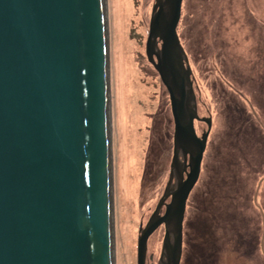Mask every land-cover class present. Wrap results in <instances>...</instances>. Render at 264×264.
Instances as JSON below:
<instances>
[{
    "label": "water",
    "instance_id": "obj_1",
    "mask_svg": "<svg viewBox=\"0 0 264 264\" xmlns=\"http://www.w3.org/2000/svg\"><path fill=\"white\" fill-rule=\"evenodd\" d=\"M183 1L156 0L150 21L146 54L169 92L174 154L137 264L161 226V263L181 264L213 124L178 32ZM0 264H116L107 0H0Z\"/></svg>",
    "mask_w": 264,
    "mask_h": 264
},
{
    "label": "rangeland",
    "instance_id": "obj_2",
    "mask_svg": "<svg viewBox=\"0 0 264 264\" xmlns=\"http://www.w3.org/2000/svg\"><path fill=\"white\" fill-rule=\"evenodd\" d=\"M155 1L107 0L116 264H137L174 154L169 92L146 54ZM178 32L213 121L181 264H264V0H184ZM164 236H150L146 264H162Z\"/></svg>",
    "mask_w": 264,
    "mask_h": 264
},
{
    "label": "flooded vegetation",
    "instance_id": "obj_3",
    "mask_svg": "<svg viewBox=\"0 0 264 264\" xmlns=\"http://www.w3.org/2000/svg\"><path fill=\"white\" fill-rule=\"evenodd\" d=\"M199 122L205 123V122H203V121H199ZM201 136H203V134H202Z\"/></svg>",
    "mask_w": 264,
    "mask_h": 264
},
{
    "label": "trees",
    "instance_id": "obj_4",
    "mask_svg": "<svg viewBox=\"0 0 264 264\" xmlns=\"http://www.w3.org/2000/svg\"><path fill=\"white\" fill-rule=\"evenodd\" d=\"M166 87V86H165Z\"/></svg>",
    "mask_w": 264,
    "mask_h": 264
}]
</instances>
